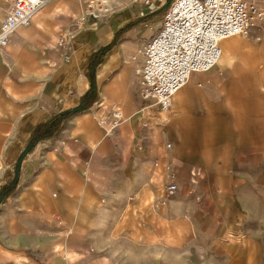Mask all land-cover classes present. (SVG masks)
I'll use <instances>...</instances> for the list:
<instances>
[{
    "label": "crops",
    "instance_id": "0c3cea01",
    "mask_svg": "<svg viewBox=\"0 0 264 264\" xmlns=\"http://www.w3.org/2000/svg\"><path fill=\"white\" fill-rule=\"evenodd\" d=\"M105 1L43 0L0 48V264H264V27L160 112L136 70L163 14Z\"/></svg>",
    "mask_w": 264,
    "mask_h": 264
},
{
    "label": "built area",
    "instance_id": "2783aa9c",
    "mask_svg": "<svg viewBox=\"0 0 264 264\" xmlns=\"http://www.w3.org/2000/svg\"><path fill=\"white\" fill-rule=\"evenodd\" d=\"M7 8L0 24V48L7 45L17 27L29 25L43 0H4ZM91 17L107 12L105 0H84ZM136 0H134L135 2ZM165 0H140L153 13ZM140 16H144L143 10ZM264 22V2L259 0H169L160 28L144 44L139 75L140 98L160 112L170 109L172 97L190 75L210 70L219 60V42L235 35L246 36ZM121 118L119 109L110 116V127ZM165 166V170H169ZM171 178H173L171 176ZM176 192L166 186L165 197ZM91 251V250H89Z\"/></svg>",
    "mask_w": 264,
    "mask_h": 264
},
{
    "label": "rangeland",
    "instance_id": "374dc122",
    "mask_svg": "<svg viewBox=\"0 0 264 264\" xmlns=\"http://www.w3.org/2000/svg\"><path fill=\"white\" fill-rule=\"evenodd\" d=\"M168 1H169V0H165L164 4H162V6H160V7H158V9H157L156 11H154L153 13H149V12L145 11V8H144L143 5L140 3V0H136L135 2L132 0L131 3H132L133 5H138V6H140V7H143L144 16L141 17L140 14H139V17H141V18H145V17L148 16V15H151V16L153 17L154 22H151V26H152L153 24L158 25L159 19L161 18L162 14H164V11H165V9H166V7H167V2H168ZM259 1L264 2V0H259ZM107 9H108V8H107ZM139 11L141 12V10H139ZM104 13H106V12H104ZM104 13H99L98 15L101 16V15L104 14ZM156 16H157L159 19L156 18ZM154 17H155V18H154ZM262 27H264V22L260 23L258 26L253 27V28H256L257 30L260 31ZM159 28H160V26H159ZM159 28L155 29V32H154L153 34H155ZM239 36H242V35H239ZM213 67H214V66H213ZM166 171H167V172H171V168H170L169 170H166ZM169 184H174V183L171 181V182H169L167 185H169ZM167 185H166V186H167ZM174 185H175V184H174ZM197 185H199V184H197ZM202 185H204V186H201V187L206 188L205 190L207 191V190H208L207 188L209 187L210 184H202ZM175 186H176V185H175ZM165 190H166V187H165ZM165 190H164V196H165ZM206 191H205V192H206ZM244 193H245V195H247L248 198L251 197L250 194H248V193H250L249 190H244ZM174 194H175V193H174ZM253 196H254V195H252V197H253ZM251 200H252V198H251ZM247 208H248V212H249V213H256L257 205H255V204H253V203H251V202L249 201V204L247 205ZM201 211H202V212H205V213H208V212H209V207H208L206 204H203V205L201 206ZM204 224H205V226L207 225V224L204 222V223L201 224L202 227H203ZM250 228H251V229L255 228V224H251ZM89 250H91V251H89ZM89 250H88L89 253H93V251H94L93 248H89Z\"/></svg>",
    "mask_w": 264,
    "mask_h": 264
},
{
    "label": "bare ground",
    "instance_id": "6f19581e",
    "mask_svg": "<svg viewBox=\"0 0 264 264\" xmlns=\"http://www.w3.org/2000/svg\"><path fill=\"white\" fill-rule=\"evenodd\" d=\"M236 36H239V35H235V36H232V37H236ZM230 38H231V37H230ZM224 40H225V39H224ZM222 41H223V40H221L220 42H222ZM220 42H219V43H220ZM220 52H221V51H220Z\"/></svg>",
    "mask_w": 264,
    "mask_h": 264
}]
</instances>
